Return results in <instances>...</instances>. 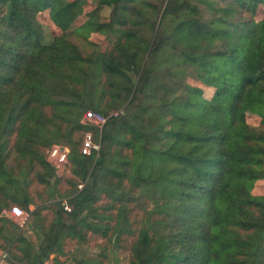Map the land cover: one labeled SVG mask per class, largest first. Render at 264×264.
<instances>
[{
	"label": "trees",
	"instance_id": "trees-1",
	"mask_svg": "<svg viewBox=\"0 0 264 264\" xmlns=\"http://www.w3.org/2000/svg\"><path fill=\"white\" fill-rule=\"evenodd\" d=\"M133 1H98L82 26L106 33L107 46L84 54L70 40L80 0H0V253L17 264L53 255L58 264L66 241L123 231L119 214L140 193L153 204L129 264H264V194L252 193L264 179V0H165L155 20L153 3ZM103 6L107 18L97 14ZM45 9L59 35L38 22ZM121 107L98 155H83L74 135L97 129L80 123L81 112ZM247 111L260 115L259 127ZM52 144L68 149L71 172L64 192L50 186L53 209L26 180L35 168L47 184L56 174ZM13 205L29 211L21 228L1 214Z\"/></svg>",
	"mask_w": 264,
	"mask_h": 264
},
{
	"label": "rangeland",
	"instance_id": "rangeland-1",
	"mask_svg": "<svg viewBox=\"0 0 264 264\" xmlns=\"http://www.w3.org/2000/svg\"><path fill=\"white\" fill-rule=\"evenodd\" d=\"M83 5V12L77 17V23L72 26L74 32L70 35V40L77 45L79 50L84 54H89L92 51H98L100 48H104L107 44L104 42L108 41V36L106 33L101 32H89L83 28L82 24L83 21L87 19V13L93 10L99 0H80ZM145 2L153 3L157 8H155L154 12L150 13V16L155 20L157 18V12H161L164 7L165 0H144ZM131 5L141 6L140 0L133 1ZM148 8V7H147ZM149 10V9H148ZM157 10V11H156ZM111 12V6H103L101 9L97 11V14L102 18H107ZM130 15V13H129ZM263 17V8L261 5L258 6L255 14V19L260 20ZM38 22L44 27V33H48L51 35H59L61 33V29L54 25L49 17L48 9L38 12L37 14ZM138 28V26H137ZM148 37L150 36L149 32L144 33ZM104 41V42H103ZM134 82H136L137 77L133 72H128ZM185 80L195 86H201L204 88V96L210 97L213 92V88L209 86H205L200 84L199 82L193 80L189 76H184ZM183 78V79H184ZM176 81L182 80L181 76L175 77ZM177 84H169V86L174 90L177 88L176 92H182L181 88L175 87ZM123 107L118 109H111L108 111L109 113L118 112L122 113ZM246 119L248 123L252 126L259 127L260 126V115L251 111H247ZM90 130L96 137L99 135L98 130L94 129H87ZM86 130V131H87ZM78 144L80 145L82 135L77 133L74 135ZM17 158V157H16ZM12 163L13 160H12ZM15 165V163H14ZM23 170H26V164L23 166ZM37 170V172H35ZM39 168H35L33 171L27 174L26 180L29 182V189L28 191L34 197L38 204L43 203L44 205L48 206L49 208L53 209L56 206V201L59 197H53L49 195L51 191V187L55 189V192L62 191L64 192L68 187L65 183V174L63 176L56 172L53 176H48L47 180L50 181L43 182L40 180L38 172ZM15 174L19 173V169L16 168L14 170ZM70 167H69V174H70ZM21 174V173H20ZM56 178V179H55ZM81 183V182H79ZM84 185V183H83ZM51 186V187H50ZM82 189V188H81ZM80 190V189H79ZM38 193L41 194L42 197L38 196ZM252 193L255 195H262L264 194V179H259L255 181L254 187L252 189ZM140 193L137 195V199L133 202L129 203L128 207L129 210L127 214L123 215L122 213L119 214V218L117 219V226H120L123 231L119 234H115L114 230L109 231L107 237H100L97 235L91 234L85 243H78L76 240L66 241L63 251L61 254L57 255L59 260L58 264H78L79 262L88 259L92 260L94 258L97 261H100L101 264H129L132 255L130 251L131 244L133 240H135L137 231L139 233L145 226L149 223V211L152 208V202L148 199L143 200L140 197ZM66 200V198H62V200ZM31 207L34 206L33 204ZM51 209H43L42 213L46 214L48 220L52 218V211ZM146 211L148 213H146ZM113 214H116L115 212ZM30 218V217H29ZM13 221V220H12ZM15 222V221H14ZM116 222V219H115ZM18 225V224H17ZM9 232L15 231L16 227L12 224H8ZM19 226V225H18ZM21 228V226H19ZM132 231V233H130ZM35 238V236H34ZM50 264H54L53 259L51 260Z\"/></svg>",
	"mask_w": 264,
	"mask_h": 264
},
{
	"label": "built area",
	"instance_id": "built-area-1",
	"mask_svg": "<svg viewBox=\"0 0 264 264\" xmlns=\"http://www.w3.org/2000/svg\"><path fill=\"white\" fill-rule=\"evenodd\" d=\"M118 112L109 114H100L90 109H84L80 115V123L94 127L99 131L98 137H96L90 130L84 131L80 142V152L83 155H98L100 150V134L101 131L110 116H116ZM46 158L50 164L56 169L57 173L69 175V162H68V149L60 144H52L46 151ZM83 183H78L77 188L81 189ZM63 209L65 211L71 210V205L66 200H62ZM32 205H29V210ZM2 215L9 217L15 221L19 226H23L29 216V211L13 205L9 209H4L1 212ZM0 264H17L8 260L6 252L0 253Z\"/></svg>",
	"mask_w": 264,
	"mask_h": 264
},
{
	"label": "crops",
	"instance_id": "crops-1",
	"mask_svg": "<svg viewBox=\"0 0 264 264\" xmlns=\"http://www.w3.org/2000/svg\"><path fill=\"white\" fill-rule=\"evenodd\" d=\"M31 210H33V207H30ZM53 255H50V258L46 260L43 264H50L52 260Z\"/></svg>",
	"mask_w": 264,
	"mask_h": 264
}]
</instances>
